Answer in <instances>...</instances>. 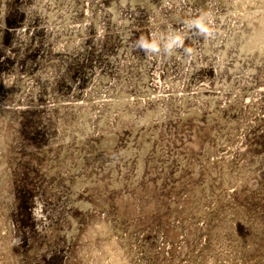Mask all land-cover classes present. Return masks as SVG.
I'll use <instances>...</instances> for the list:
<instances>
[{
  "label": "rangeland",
  "instance_id": "374dc122",
  "mask_svg": "<svg viewBox=\"0 0 264 264\" xmlns=\"http://www.w3.org/2000/svg\"><path fill=\"white\" fill-rule=\"evenodd\" d=\"M0 264H264V0H0Z\"/></svg>",
  "mask_w": 264,
  "mask_h": 264
},
{
  "label": "clouds",
  "instance_id": "9594fccd",
  "mask_svg": "<svg viewBox=\"0 0 264 264\" xmlns=\"http://www.w3.org/2000/svg\"><path fill=\"white\" fill-rule=\"evenodd\" d=\"M197 24L201 28L202 31H208L207 27L202 22L198 21ZM144 47H149V45L145 44ZM151 47L154 48V45Z\"/></svg>",
  "mask_w": 264,
  "mask_h": 264
}]
</instances>
